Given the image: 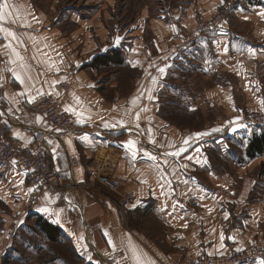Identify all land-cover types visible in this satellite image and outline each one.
Returning a JSON list of instances; mask_svg holds the SVG:
<instances>
[{"label":"crops","instance_id":"crops-1","mask_svg":"<svg viewBox=\"0 0 264 264\" xmlns=\"http://www.w3.org/2000/svg\"><path fill=\"white\" fill-rule=\"evenodd\" d=\"M223 1L128 0L124 12L118 0H8L0 21V116L25 144L40 136L64 177L58 194L38 195L27 216L19 217L30 186L22 170L0 165V200L13 216L10 227L43 217L57 227L58 239L71 243L76 264H136L134 251L146 264L220 254L226 249L224 221L230 216L235 218L236 247L264 239V193L246 200L247 186L236 192L232 175L218 173L212 159L216 151L241 163L234 158L246 155V148L238 153L229 141L244 127L230 125L242 110L263 105L264 0H236L232 26L228 18L218 31L183 44ZM178 42L182 45L173 50L170 45ZM112 49L119 51L120 63L92 65ZM191 66L216 78L206 93L216 94L226 116L200 130L181 131L162 118L161 93L175 67ZM112 67L134 72V77L120 81ZM63 83L67 90L57 88ZM237 86L238 100L232 91ZM43 94L57 98L79 131L66 134L32 111L31 102ZM129 140L136 144L135 156ZM146 142L162 152L149 153ZM129 192L131 200L124 198Z\"/></svg>","mask_w":264,"mask_h":264},{"label":"rangeland","instance_id":"rangeland-1","mask_svg":"<svg viewBox=\"0 0 264 264\" xmlns=\"http://www.w3.org/2000/svg\"><path fill=\"white\" fill-rule=\"evenodd\" d=\"M127 1L118 0V10L123 8V11L126 12ZM223 3L229 5V11L226 13L224 22L229 18V23L232 26L235 18L231 17L230 13L236 0H224ZM222 4L219 5L217 11ZM215 13H212L208 19ZM180 45L182 44L178 42V45L171 44L170 47L173 50H177ZM164 62L165 61L163 60L159 64H164ZM111 69V74L120 81L122 79L126 81L129 80V78L131 80L132 77H134V72L130 71V73L127 74L125 69L118 67H112ZM226 79L231 81L232 84L234 83V85L235 83L237 84V80L234 77L229 76V78ZM217 83L215 77L203 75L196 66L185 67L182 69L175 67L173 69V74L167 79L164 93L163 90L161 93L163 97L162 99L165 102H163L164 105L161 109L162 118L169 122L174 128L181 131L200 130L209 125H213L215 122L226 116L225 109L215 102L216 94L206 93L208 88H211ZM131 84L130 81V86ZM238 89V86L236 89L232 88V91L234 92L233 94L237 97V100L241 95V93L238 92ZM190 106H192L193 110L189 109ZM250 111H264V103L260 108L242 110L240 115H238V118L231 125L229 124L230 126L241 125L244 127L242 131L236 135L238 137L229 141L231 147H234L238 153L240 150V152H242L245 148L247 149L252 135L254 133L259 134L261 132L260 128H264V124H252L246 121V114ZM228 127L229 126L226 125V128ZM241 138L242 144L240 143L239 145L238 143ZM243 155L240 157L236 155L234 158L237 161H241V163L237 165L233 162H229L226 158L220 157L219 154L217 155L216 151H214L212 159L215 164V170H217L218 173L221 174L222 172L227 171L232 175L236 182V192H238L241 187L247 186L249 191L246 200H256L258 195L264 193V157H257L256 159L249 160L246 155ZM198 174L202 176L203 172ZM62 189L63 187L61 190ZM132 197V192L124 194L125 199L131 200ZM115 199L123 200V198L119 197H115ZM22 209L23 212L19 217L27 216L26 211L32 210L27 206V201L24 203ZM36 220L37 217H35V220L33 218H27V224L26 221L25 223L23 221L17 228L10 227V224L13 222V216L9 212V207L0 200V264L78 263V258H75L71 243L64 239H58V237L55 238V240L47 238L45 233L37 225ZM136 221L138 222L137 219ZM192 256L193 255L184 256L180 260L174 262L180 263L185 258Z\"/></svg>","mask_w":264,"mask_h":264},{"label":"built area","instance_id":"built-area-1","mask_svg":"<svg viewBox=\"0 0 264 264\" xmlns=\"http://www.w3.org/2000/svg\"><path fill=\"white\" fill-rule=\"evenodd\" d=\"M229 5L222 4L219 10L208 20L200 22L196 28L186 37L183 44L196 42L201 36L216 32L225 21ZM173 47V46H172ZM67 90V83L57 86ZM34 113L41 115L52 127L64 133L79 131L72 116L65 112L57 98L50 94L36 97L30 104ZM247 122L252 124H264V111H250L246 114ZM147 151L153 155H159L162 149L152 143H146ZM15 161V163H13ZM0 164L5 168H18L25 173V179L30 186L27 206L31 209L42 193L58 194L64 187L63 173L54 165L48 155L42 138L38 136L32 142L25 144L10 133V122L0 116ZM227 232L223 244L225 251L220 254L198 253L185 258L182 262L170 264H252L257 260H264V239L252 242L244 247H236L235 218L228 217L224 221ZM230 237H234L231 239ZM243 249V251H237Z\"/></svg>","mask_w":264,"mask_h":264},{"label":"trees","instance_id":"trees-1","mask_svg":"<svg viewBox=\"0 0 264 264\" xmlns=\"http://www.w3.org/2000/svg\"><path fill=\"white\" fill-rule=\"evenodd\" d=\"M121 62V57L119 51L112 49L109 52L98 55L92 62L97 65H105L109 63H114L115 65ZM164 93V90H163ZM261 132L259 134L254 133L249 141L248 147L246 149V156L249 159H254L258 156L264 155V128H260ZM37 225L45 233V236L51 240H55L58 235V229L56 226L51 225L43 217H37Z\"/></svg>","mask_w":264,"mask_h":264},{"label":"snow or ice","instance_id":"snow-or-ice-1","mask_svg":"<svg viewBox=\"0 0 264 264\" xmlns=\"http://www.w3.org/2000/svg\"><path fill=\"white\" fill-rule=\"evenodd\" d=\"M9 7H10V5L8 3V0H3V2H0V21H2L4 19L5 12L9 9ZM262 15H264V13H262ZM0 31H4V29L2 27H0ZM8 35L11 36L13 39H17L16 34L14 32L9 31L8 32ZM119 39L120 38L117 37V42H119ZM13 51L15 52V49H13ZM224 51L227 52L228 51V48L225 47L224 48ZM249 53L250 54H254V50L249 49ZM16 55L19 57V53H16ZM19 58L20 59H23L22 57H19ZM13 63H14V61H13ZM24 67H25L24 65H21V68H24ZM57 70H59V69H57ZM158 71L161 72V73H164L165 72V69L164 68H159ZM13 75L15 76V79L18 80L20 83H25V79H24V77L20 73L13 72ZM27 79L28 80H31L32 77L29 76V77H27ZM152 80H153V84H155L156 83V78L153 77ZM149 91H151V90L149 89ZM149 98H151V96H149ZM138 99H139L138 97L137 98H134L132 100V103L133 104H136L137 101H138ZM261 102L264 103V101H261ZM66 110L67 111H73V109H71V108H66ZM135 118L137 120H139V113H136V117ZM77 122H83V121L81 120V121H77ZM216 130L218 131L219 129H216ZM201 135H207V133H197L196 134L197 137H199ZM184 143L185 144H188L189 143V140L186 139L184 141ZM127 145H128V147L130 149L133 150L132 154H133V156H135L136 155V144H135V142L132 141V140H129L127 142ZM182 151H185V149L181 148L180 149V152H182ZM180 152H175V153H173V155H179ZM13 163H15V161ZM41 211L47 212L48 209L42 208ZM80 238L83 239V236H81ZM223 238H224L223 235H221V239H223ZM230 238L231 239H234V237H230ZM109 243H112V241L109 240ZM237 251H243V249H237ZM89 259H91V256H89ZM134 259H135L136 264H146V262L138 254H136L135 251H134ZM151 264H154V262H151ZM260 264H264V260H260Z\"/></svg>","mask_w":264,"mask_h":264}]
</instances>
